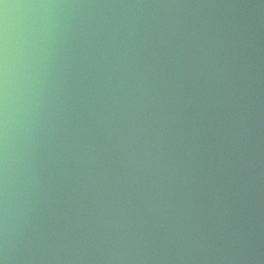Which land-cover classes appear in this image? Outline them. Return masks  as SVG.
<instances>
[{
    "label": "water",
    "instance_id": "obj_1",
    "mask_svg": "<svg viewBox=\"0 0 264 264\" xmlns=\"http://www.w3.org/2000/svg\"><path fill=\"white\" fill-rule=\"evenodd\" d=\"M0 264H264V0H0Z\"/></svg>",
    "mask_w": 264,
    "mask_h": 264
}]
</instances>
